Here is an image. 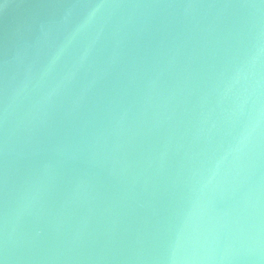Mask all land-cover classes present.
Here are the masks:
<instances>
[{"label": "water", "instance_id": "obj_1", "mask_svg": "<svg viewBox=\"0 0 264 264\" xmlns=\"http://www.w3.org/2000/svg\"><path fill=\"white\" fill-rule=\"evenodd\" d=\"M0 264H264V0H0Z\"/></svg>", "mask_w": 264, "mask_h": 264}]
</instances>
